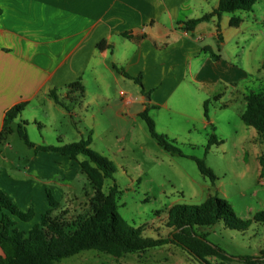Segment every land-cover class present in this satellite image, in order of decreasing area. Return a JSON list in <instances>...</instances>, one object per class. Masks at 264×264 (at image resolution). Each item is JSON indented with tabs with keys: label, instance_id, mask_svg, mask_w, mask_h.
Listing matches in <instances>:
<instances>
[{
	"label": "crops",
	"instance_id": "0c3cea01",
	"mask_svg": "<svg viewBox=\"0 0 264 264\" xmlns=\"http://www.w3.org/2000/svg\"><path fill=\"white\" fill-rule=\"evenodd\" d=\"M218 1L0 0V132L6 110L19 103L25 105L9 125V135L17 133L18 123L26 121V127L43 126L44 136H59L61 130L72 132L78 118L82 128L77 125L76 131L80 136L91 135L90 145L92 137L112 127L109 120L116 121L118 125L113 126L122 131L148 107L178 108L189 114L186 106L191 87L199 91L195 113H204L203 102L210 96L217 98L222 88L228 87L244 99L245 109L246 95L239 87L245 90L250 72L220 53L226 42L221 32L233 29L231 32L237 33L242 18L231 26L236 11L223 12L219 19L213 16L201 21L191 31L183 28L185 21L213 11ZM209 49L219 57H211ZM87 75L96 89L94 99H89L97 106L92 111L84 98ZM121 77L135 83L134 78H140L143 89L137 83L140 93L127 96ZM76 80L83 86L81 96L69 87ZM114 87L118 97L112 100L114 109L108 118V111L97 102L108 101L106 93ZM259 88L264 91V82ZM51 91L67 108L55 102ZM9 135L0 141V189L15 204L23 210L32 208L35 217L40 216L49 208L46 184L51 183L58 185L56 192L65 194L66 202L79 198L71 183L58 180L82 173L81 155L74 160L28 146L31 152L20 164L21 171L16 162L19 156L10 155ZM44 136L33 143L64 144L63 140L52 144ZM57 174L60 179L55 181L52 176Z\"/></svg>",
	"mask_w": 264,
	"mask_h": 264
},
{
	"label": "rangeland",
	"instance_id": "374dc122",
	"mask_svg": "<svg viewBox=\"0 0 264 264\" xmlns=\"http://www.w3.org/2000/svg\"><path fill=\"white\" fill-rule=\"evenodd\" d=\"M234 16L242 18V25L237 33L231 32L233 29L228 32L222 30L221 34L226 42L220 53L250 72L245 90L242 91L241 86L239 90L245 95L251 91L258 93L259 85L264 82V70L261 69L264 61V0H257L249 11L237 10ZM242 47L243 52L234 56L237 50L242 51ZM107 80L112 83L110 77ZM120 80L121 87L127 90V96L140 93L139 85L134 81L122 77ZM85 84L87 93H84V98L90 102L89 108L92 111L97 108L89 100L96 95L95 83L87 75ZM116 91L115 87L111 88L106 93L109 100L97 102L100 107L103 104L108 111V118L114 109L112 100L118 97ZM190 91L187 115L179 112L178 108L158 106L147 109L154 121L155 130L173 141L182 155L170 153L160 146L150 135L147 124L140 115L135 121H129L127 129L122 131L113 126L118 125L116 121L109 120L112 127L100 132L98 137H92L89 147L108 158L114 167L112 177L104 180L103 191L108 192L116 184L119 190L118 214L131 227H141L142 236L152 238L166 237L171 231L166 226V220L168 209L172 205H199L209 196L225 199L236 217L251 220L250 225L245 230H236L226 227L220 220L198 230L228 255L260 256L264 250V225L252 218L256 212L264 210V138H258L256 130L242 121L240 115L244 109V99L238 97L231 88H222L220 96L208 98L207 117L203 112H194L199 91L196 87H191ZM75 125L82 128V122L78 118H75ZM76 127L72 132L59 131L62 136H44L41 134L43 126L38 129L31 124L26 127V133L32 142L41 141L44 136L52 144L63 141L65 144L88 136L86 133L78 135ZM211 133L215 134L218 142L206 148ZM8 142L12 146L9 154L12 158L19 156L16 162L22 171L23 159L30 154L31 149L17 133L9 135ZM55 155L59 156L57 153ZM194 158L204 160L215 176L214 181L199 171ZM71 167L73 169V165ZM52 178L57 181L59 174ZM58 181L71 183L73 193L79 198H71L66 202L65 194L56 192L57 184H46L49 194L61 207L55 212H65L63 218L68 221L85 215L89 208L88 199L92 195V186L87 176L84 173H74L71 178ZM62 187L61 191L66 193L67 190ZM15 221L18 229L26 231L39 222V216L34 215L28 222ZM208 260L212 264H245L236 260L220 261L214 257H208ZM58 264L202 263L181 248L167 243L142 253H126L118 258L96 250H87L67 257Z\"/></svg>",
	"mask_w": 264,
	"mask_h": 264
},
{
	"label": "trees",
	"instance_id": "16d2710c",
	"mask_svg": "<svg viewBox=\"0 0 264 264\" xmlns=\"http://www.w3.org/2000/svg\"><path fill=\"white\" fill-rule=\"evenodd\" d=\"M256 2L257 0H219L213 11L185 21L183 28L191 31L201 21L213 16L219 19L223 12L249 11ZM239 22L238 17L233 16L230 19L231 26H236ZM219 39L221 40L220 35ZM209 52L214 59L219 57L211 49ZM261 69L264 70V61ZM134 80L143 89L140 78L136 77ZM69 87L82 95L83 86L79 80L69 84ZM50 95L55 102L63 105L52 91ZM245 100L246 106L240 117L245 125L253 127L258 135L264 138V91L251 92L245 96ZM24 105L25 103H19L6 110L0 141L5 140L10 134L9 125L23 110ZM203 111L204 116L207 117V101L203 102ZM139 115L146 122L150 135L160 146L170 153L182 155L173 141H169L164 134L155 130L154 121L148 115L147 109ZM16 132L22 141L27 146L34 147L35 151H55L74 160L79 155L83 156L79 166L92 186V195L88 199L89 208L86 214L68 221L63 218L65 212H55L59 203L47 190L49 208L39 216L38 223L29 230L23 231L15 226V219L30 221L34 216L33 209H21L0 189V248L3 252L0 255V264H58L67 257L87 250H96L118 258L126 253H142L167 243L181 248L202 264H212L208 257L220 261L236 260L245 264L264 262V250L261 251L260 256L228 255L218 245L211 243L206 234L199 231L200 228L213 225L220 220L226 227L236 230H245L250 225L251 220H241L236 217L231 205L225 199L209 196L199 205H172L167 212L166 226L171 228L168 235L157 238L144 237L141 235V227H131L118 214L119 190L116 184H113L108 192L103 191L104 180L112 177L114 167L108 158L89 147L90 137L60 145H35L27 136L26 121L18 123ZM215 142L218 140L215 134L211 133L206 148ZM194 159L199 171L214 181L215 176L205 165L204 160ZM252 220L264 225V210L256 212Z\"/></svg>",
	"mask_w": 264,
	"mask_h": 264
}]
</instances>
